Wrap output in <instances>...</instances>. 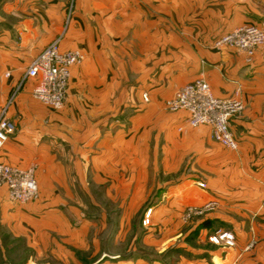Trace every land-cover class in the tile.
I'll list each match as a JSON object with an SVG mask.
<instances>
[{
	"label": "crops",
	"instance_id": "crops-1",
	"mask_svg": "<svg viewBox=\"0 0 264 264\" xmlns=\"http://www.w3.org/2000/svg\"><path fill=\"white\" fill-rule=\"evenodd\" d=\"M66 5L0 0V108L31 59L62 31ZM247 23L264 26V0H77L61 45L86 58L71 68L65 108L37 102L28 82L10 108L16 129L0 162L36 165L39 189L52 204L66 202L55 189L69 188V161L84 188L90 185L87 173L95 186L131 166L140 172V68L152 62L153 81L143 90L149 107L203 75L216 96L244 102L230 119L238 149L222 146L206 125L169 136L170 157L185 162L188 175L152 208H158L154 223L165 222L153 243L168 253L134 264H264V44L251 59L234 48L212 47L217 37ZM173 114L175 125L184 124V112ZM209 200L217 202L213 210L183 221L188 206ZM0 201L14 218L24 207L10 200L5 187ZM218 231L232 233L234 244L211 242Z\"/></svg>",
	"mask_w": 264,
	"mask_h": 264
},
{
	"label": "rangeland",
	"instance_id": "rangeland-1",
	"mask_svg": "<svg viewBox=\"0 0 264 264\" xmlns=\"http://www.w3.org/2000/svg\"><path fill=\"white\" fill-rule=\"evenodd\" d=\"M153 74L152 62H145L140 68V172L131 171V166L127 173L107 176L95 186L93 174L87 173L90 185L84 188L77 186L81 181L69 161V188L55 189L66 202L52 204L40 188L38 198L19 205L23 210L14 218L0 201V264H134L140 257L152 260L167 255V246L159 251L153 243L158 237L155 229L165 227V222L153 221L158 208L145 219L148 210L167 196L169 186L188 175L186 163H174L169 152V136L182 135L186 127L179 130L175 125L178 120L172 118L175 114L167 109L166 100L155 107L146 104L150 97L143 90ZM136 108L128 109L129 114H135ZM65 152L70 153L71 146Z\"/></svg>",
	"mask_w": 264,
	"mask_h": 264
},
{
	"label": "built area",
	"instance_id": "built-area-1",
	"mask_svg": "<svg viewBox=\"0 0 264 264\" xmlns=\"http://www.w3.org/2000/svg\"><path fill=\"white\" fill-rule=\"evenodd\" d=\"M76 5L77 0H67L62 31L31 59L0 110V151L16 129L14 121L9 116L10 108L28 82L32 83L31 92L34 99L53 109L65 107L71 68L82 63L86 58L82 50H63L61 45L72 23ZM263 44L264 26L247 23L217 37L212 47L234 48L245 52L251 59ZM165 105L171 112L185 113L184 124L179 127V130H183L184 127L195 128L206 125L211 128L214 140L226 148L238 149V141L230 128V119L244 110V102L237 97L216 96L205 76H199L178 88L175 94L166 100ZM36 170V165L24 168L0 162V187L7 189L11 201L27 204L38 198L40 190ZM198 184L202 188L206 187L204 182ZM216 206L215 200H209L198 207L189 206L182 218L189 221L194 216L210 212ZM151 212L152 208L148 210L145 222L149 220ZM209 240L217 244L224 242L227 245H233L235 238L232 233L218 231L210 235Z\"/></svg>",
	"mask_w": 264,
	"mask_h": 264
}]
</instances>
